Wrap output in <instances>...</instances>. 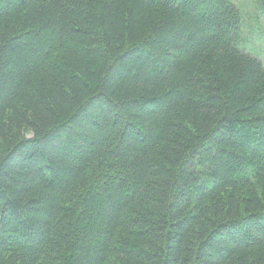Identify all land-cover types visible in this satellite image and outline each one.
<instances>
[{
    "label": "trees",
    "instance_id": "16d2710c",
    "mask_svg": "<svg viewBox=\"0 0 264 264\" xmlns=\"http://www.w3.org/2000/svg\"><path fill=\"white\" fill-rule=\"evenodd\" d=\"M263 50L264 0H0V264H264Z\"/></svg>",
    "mask_w": 264,
    "mask_h": 264
},
{
    "label": "rangeland",
    "instance_id": "374dc122",
    "mask_svg": "<svg viewBox=\"0 0 264 264\" xmlns=\"http://www.w3.org/2000/svg\"><path fill=\"white\" fill-rule=\"evenodd\" d=\"M248 7H249V6H248ZM245 11H247V10H245ZM249 11H251L250 7H249ZM247 12H248V11H247ZM249 39H251V40H255V37L250 36ZM255 44H256V43H255ZM263 52H264V50H263ZM263 52H261V53H263ZM263 56H264V53H263ZM263 58H264V57H263Z\"/></svg>",
    "mask_w": 264,
    "mask_h": 264
}]
</instances>
